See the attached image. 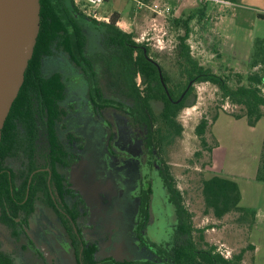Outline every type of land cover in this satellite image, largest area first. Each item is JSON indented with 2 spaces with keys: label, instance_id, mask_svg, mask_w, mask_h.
Listing matches in <instances>:
<instances>
[{
  "label": "flooded vegetation",
  "instance_id": "af4514ba",
  "mask_svg": "<svg viewBox=\"0 0 264 264\" xmlns=\"http://www.w3.org/2000/svg\"><path fill=\"white\" fill-rule=\"evenodd\" d=\"M106 49L99 42L97 75H77L79 100L69 91L62 100L53 92L30 91L8 113L0 139V264H201L200 235L196 241L185 230L166 150L146 138L128 108L104 107L97 98L149 95L140 73L123 81L111 73ZM67 82L76 81L68 77ZM95 83L102 89L94 92ZM191 85L172 101H180ZM83 116L96 121V130H106V139L95 145L96 151L103 149L96 160L105 175L94 182L111 181L115 196L109 204L127 191V204L113 213L114 223L104 220L109 204L103 209L97 201L90 205L83 182L95 179L83 168L84 153L90 151Z\"/></svg>",
  "mask_w": 264,
  "mask_h": 264
},
{
  "label": "rangeland",
  "instance_id": "374dc122",
  "mask_svg": "<svg viewBox=\"0 0 264 264\" xmlns=\"http://www.w3.org/2000/svg\"><path fill=\"white\" fill-rule=\"evenodd\" d=\"M154 2L167 5L170 8L169 14L155 15L147 7L139 8L142 4L148 6ZM100 7L102 15L118 13L121 24L117 25L118 28L131 33L135 41L151 44L153 52L158 54L156 61L163 67L169 78L168 85L172 89L176 88L178 83L185 81L174 53L178 37L184 34L185 29L183 22L175 23L174 20H184L192 14L194 16L189 20L187 43L190 45L191 55L200 65L229 77L231 86L238 84L235 73L243 76L241 83L245 84L246 75L251 70L262 69L264 72V63L251 69L249 60L255 41L264 38V33L257 27L243 23L236 15L239 9H233L234 6L227 2L208 0L204 3L197 0L195 6L184 8L178 0L164 2L163 0H106ZM198 10H202V15L198 13ZM147 37L149 41H146ZM90 39L91 47L98 49L99 40L95 37V33ZM158 39H163L161 48L158 47ZM56 68L64 70L65 79L71 77V80L76 81L67 82V87L69 93L79 100L82 94L81 76H77L75 68L70 63L61 59H55L49 64V69ZM193 93L195 94L194 104L183 107L177 115L183 128L181 135L176 137L169 144L170 146H167L168 148L163 149L164 152L166 150L164 159L168 161L167 166L172 172L171 185L182 196L181 208L190 214L189 221L194 228L193 235L196 241L201 230L202 239L198 241L201 248L212 246L216 252L228 259L241 249H245L242 261L244 264H264V180H258L254 176H257L262 150L264 118L254 126H250L246 118L234 117L233 115L241 114L242 107L224 100L217 86L210 82L194 83ZM83 114H87L86 111H83ZM216 114L211 126L213 136L207 133L210 145L214 140L217 141V146L210 154L201 148L194 129L202 117H206L211 122ZM106 116H108L107 113ZM83 119L85 123L82 122L84 124L81 127L82 133L87 138L88 150H90L84 153L83 168L88 173H94V178H102L105 175L104 166L96 159H102L103 149L96 151L95 145L100 144L101 139H106V130L104 132L96 130V121L89 117L83 116ZM198 151L201 152L199 156L195 155ZM97 162L101 168L98 167ZM214 175L234 180L242 190L240 205L254 212L251 228L253 234L250 238L247 235L250 216L239 222L238 218L241 214L232 211L222 218H216L206 207L201 193V181ZM89 177L84 178L83 182L88 188L90 205L93 203L97 206V201L100 208H106L111 196H115V188H112L110 180L104 179L105 181H99L100 185H97L94 182L97 178ZM158 186L157 183L156 188ZM126 193L127 191L121 200L114 199V202L103 210L104 220L109 219L114 223L113 213L118 207H124L127 204ZM99 194L102 195L100 200ZM104 220L101 218L102 222ZM116 233L123 235L120 232ZM110 235L115 236V233L110 232ZM249 241L254 244L255 250L252 251L247 247Z\"/></svg>",
  "mask_w": 264,
  "mask_h": 264
},
{
  "label": "trees",
  "instance_id": "16d2710c",
  "mask_svg": "<svg viewBox=\"0 0 264 264\" xmlns=\"http://www.w3.org/2000/svg\"><path fill=\"white\" fill-rule=\"evenodd\" d=\"M204 1L202 0V2ZM39 2V32L33 55L28 62L24 73V81L10 111L15 107L18 100L30 91L53 92L56 94L57 100H62L68 95L64 70L59 68L49 69V64L55 59H61L67 63L72 60L80 67V69L77 68V75H97L99 69H101V66H96L97 54L100 51L91 47L90 39L95 33V37L99 38V42L104 41L107 45L104 59L108 63L111 73L114 70L121 81L127 76L134 79L135 75L140 73L144 82V90L147 94L149 93V95L143 97L138 95L134 97L122 96L120 98L98 95V100L103 103L104 107L118 105L122 108H128L133 120L138 124H142L146 138L151 139L153 144L158 145L160 149H164L166 145H169L176 137L181 135L183 128L177 119V115L183 107L194 104L193 85L196 82H210L216 85L224 100L242 107L241 114L233 116L246 118L250 126H254L264 117L263 70H251L246 75L245 84L241 83L243 76L235 73L238 84L231 86L229 77L200 65L191 55L190 45L187 43L188 24L194 14L184 20H174L175 23H178L177 21L183 22L182 25L185 29L184 34L178 37V42L174 47L175 59L185 81L184 83H178L176 88L172 89L168 85L169 78L163 67L156 61L158 54L153 52L151 44L137 42L131 33L119 29L116 25L119 20L118 13H111L109 22H96L83 16L73 5V0H39ZM198 13L202 15L203 12L198 10ZM249 60L251 69L264 63V38L255 41ZM156 63L159 64L162 70L169 96L159 79ZM189 82H192L191 87L180 101L174 103L172 100L180 97ZM30 84L35 87L32 89L30 86V88ZM121 87L119 88L121 89ZM100 89L102 88L95 83L94 92ZM216 116L217 114L213 116L211 122L206 117H202L194 129L201 148L207 150L210 154L212 149L217 146V141L214 140L213 144L210 145L207 140V133L212 135L211 126ZM3 129L4 126L2 131ZM200 154L199 151L195 152V155L199 156ZM256 178L264 180V136ZM201 193L206 207L212 211L216 218H222L232 211L241 214L238 218L239 222L250 216L251 221L247 225V235L249 234L254 222V212L248 211L240 205V189L234 180L218 175L203 179L201 181ZM175 196L178 197L176 201L182 204V196L178 190L175 192ZM185 211H183L185 217L184 227H186V232L190 234L194 231V228L189 221L190 214ZM199 231L200 239H202L201 230ZM247 247L252 251L254 250L250 243ZM200 251L201 264H244L242 261L245 249H241L229 259L216 252L212 246L208 248L200 247Z\"/></svg>",
  "mask_w": 264,
  "mask_h": 264
},
{
  "label": "water",
  "instance_id": "95a60500",
  "mask_svg": "<svg viewBox=\"0 0 264 264\" xmlns=\"http://www.w3.org/2000/svg\"><path fill=\"white\" fill-rule=\"evenodd\" d=\"M39 0H0V139L39 32ZM160 80L167 91L160 66ZM168 92V91H167Z\"/></svg>",
  "mask_w": 264,
  "mask_h": 264
},
{
  "label": "crops",
  "instance_id": "0c3cea01",
  "mask_svg": "<svg viewBox=\"0 0 264 264\" xmlns=\"http://www.w3.org/2000/svg\"><path fill=\"white\" fill-rule=\"evenodd\" d=\"M164 1L165 0H163V2ZM200 1L202 2V0ZM206 1L208 0H205L204 3H206ZM218 1L227 2L228 4L234 6L233 9H239V13L236 15L239 16L240 20L243 23H245L247 26L257 27L260 31L264 33V0H232V1L218 0ZM178 2L183 4L184 8L186 7L190 8L195 6L197 0H178ZM263 118H261L258 122H260ZM254 176L256 177V175ZM240 195L242 199L243 192L241 189H240ZM252 234H253V230L250 229L248 238H250ZM249 243L254 247L255 250L254 244L250 241Z\"/></svg>",
  "mask_w": 264,
  "mask_h": 264
},
{
  "label": "built area",
  "instance_id": "2783aa9c",
  "mask_svg": "<svg viewBox=\"0 0 264 264\" xmlns=\"http://www.w3.org/2000/svg\"><path fill=\"white\" fill-rule=\"evenodd\" d=\"M106 0H73V3L75 6L78 7V9L85 14L87 17L96 20V21H108L110 18V15H102L101 13V5L104 4ZM142 4V3H141ZM147 7L149 8L153 14L155 15H167L170 12V8L167 5H160L158 3H151L150 5L142 4L139 8ZM117 25H121L120 21L118 20L116 22ZM143 38V37H142ZM146 41H149V37L146 38ZM163 42V39H158V47H163L161 44ZM226 257V256H225Z\"/></svg>",
  "mask_w": 264,
  "mask_h": 264
}]
</instances>
